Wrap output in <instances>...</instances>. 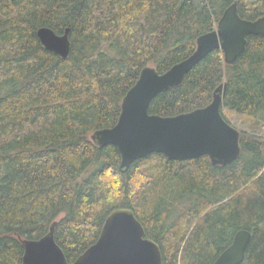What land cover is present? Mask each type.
<instances>
[{"label": "trees", "instance_id": "1", "mask_svg": "<svg viewBox=\"0 0 264 264\" xmlns=\"http://www.w3.org/2000/svg\"><path fill=\"white\" fill-rule=\"evenodd\" d=\"M236 1L243 18L264 15V0H0V264H23L22 240L55 221L74 262L117 208L135 212L164 264H213L240 229L252 232L241 264H264V36H248L234 65L214 50L149 108L190 112L226 83L222 113L241 131L232 163L153 153L123 172L117 147L92 139L145 67L189 57ZM44 26L70 27L68 58L43 46Z\"/></svg>", "mask_w": 264, "mask_h": 264}, {"label": "water", "instance_id": "2", "mask_svg": "<svg viewBox=\"0 0 264 264\" xmlns=\"http://www.w3.org/2000/svg\"><path fill=\"white\" fill-rule=\"evenodd\" d=\"M70 27L63 34L40 27L43 46L62 58L71 51ZM264 36V15L250 20L239 14L237 1L224 11L216 29L200 35L195 51L186 59L160 73L145 67L122 102L118 122L92 134L100 146H116L121 156L120 168L127 171L138 159L163 153L171 160H190L208 156L215 165H227L239 158L241 131L223 113L227 85L221 83L212 101L205 107L174 116L152 114L149 108L162 92L180 86L187 74L214 50L224 52L225 62L234 65L246 51L248 36ZM57 222L40 239H23V264H164L159 244L146 237L143 224L130 208L112 211L98 240L74 262H69L55 239ZM252 238V232L240 229L232 243L213 264H241Z\"/></svg>", "mask_w": 264, "mask_h": 264}, {"label": "bare ground", "instance_id": "3", "mask_svg": "<svg viewBox=\"0 0 264 264\" xmlns=\"http://www.w3.org/2000/svg\"><path fill=\"white\" fill-rule=\"evenodd\" d=\"M178 60V59H177ZM223 110V109H222Z\"/></svg>", "mask_w": 264, "mask_h": 264}]
</instances>
